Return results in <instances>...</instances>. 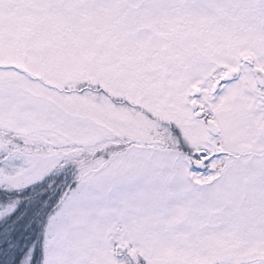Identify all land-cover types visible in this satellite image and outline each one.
<instances>
[{
    "label": "snow or ice",
    "instance_id": "1",
    "mask_svg": "<svg viewBox=\"0 0 264 264\" xmlns=\"http://www.w3.org/2000/svg\"><path fill=\"white\" fill-rule=\"evenodd\" d=\"M0 264H264V0H0Z\"/></svg>",
    "mask_w": 264,
    "mask_h": 264
}]
</instances>
